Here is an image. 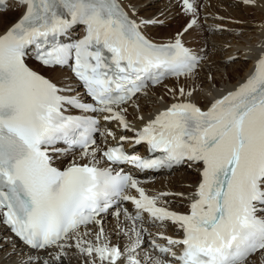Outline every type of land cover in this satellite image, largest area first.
<instances>
[{
	"label": "snow or ice",
	"instance_id": "obj_1",
	"mask_svg": "<svg viewBox=\"0 0 264 264\" xmlns=\"http://www.w3.org/2000/svg\"><path fill=\"white\" fill-rule=\"evenodd\" d=\"M173 6L186 21L157 40L148 30L165 21L125 0H0V23L23 8L0 31V225L11 233L0 251L11 246L13 264H264V45L201 106L197 81L216 46L187 36L232 30L207 24L208 0ZM57 68L70 74L57 81ZM169 78L192 83L165 85L172 102L145 120L141 97ZM177 166L198 174L187 194L141 178Z\"/></svg>",
	"mask_w": 264,
	"mask_h": 264
},
{
	"label": "bare ground",
	"instance_id": "obj_2",
	"mask_svg": "<svg viewBox=\"0 0 264 264\" xmlns=\"http://www.w3.org/2000/svg\"><path fill=\"white\" fill-rule=\"evenodd\" d=\"M131 3L135 4L136 6L141 3V1L138 0H128ZM211 1V4L213 5V2L215 0H208ZM169 3V2H168ZM216 3V2H215ZM214 3V4H215ZM218 6H212V11L214 12V15L216 17H233L237 19H242L244 21L250 20L251 17L249 13H253V17H258V20L255 25H248L249 23L247 22V25H240V24H235L232 22L229 23H223L222 20H219L217 18L214 19V24L215 25H221L223 26H228L232 30V32H224L223 36H219L217 33L216 34H211V39L213 41L218 42L222 41L223 44L220 47L218 45L215 47L217 48V53L213 54L210 59L214 60L213 63L211 64V68L208 69L207 71L203 68V70L200 72V77L199 81H197V84H199L201 81L203 82V89H207L208 91H205V93L200 92L197 95V100L201 103V106H204V103L206 100L211 99L212 97L222 94V92L226 89L232 88L234 85H236L244 76L248 74V72L251 70L253 61L255 57L260 53L261 51V46L264 45V30H262L261 25H264V4L258 7H246L242 4L235 3V0H218L217 1ZM232 4H238L239 8L242 9L243 13L241 11H236L235 9H229L230 7H234ZM141 5V4H140ZM158 6V5H157ZM172 0L169 6V9H167L164 13L166 15V18L169 19L170 16H173L174 12H179V17L174 19V17L171 19L174 21V28L178 27L181 23L184 22V19L186 17L180 13V9H176V11H171L172 8ZM220 6H225V9H228V13L225 14V10H221ZM237 6V7H238ZM139 15L145 18H151L154 17V14H159L161 11H155L153 13L149 12L147 8H145L144 5L137 6ZM166 8V7H165ZM222 8V7H221ZM210 11V12H212ZM20 11H8L6 12L4 18H3V23H0V31L3 30L4 27H6L10 22H13L17 16L19 15ZM216 13H219L216 14ZM177 15V14H176ZM252 17V18H253ZM255 21V19L253 18ZM251 24V23H250ZM239 28H243L246 31H249L248 34L252 35L254 37L248 38V34H243L241 32V37L244 38V41L238 40L237 36L235 33ZM172 29V27H171ZM180 28H177L179 30ZM149 33L154 36V37H168V34L170 31H165V29L161 26H155L151 27L149 30ZM175 31H173L174 33ZM203 32H200L199 35H197L196 32L190 33L187 36V39L189 40L190 37L195 36L196 39L202 37ZM237 39V40H236ZM228 44H231V48H227L226 46ZM237 48H240L242 53L241 54H235L237 53ZM239 55L242 58L237 60L236 63L230 64L228 66H225L224 63H222V60H226L230 56H235ZM243 57H250L248 62H245ZM211 60V61H212ZM225 71L227 73V79L223 80V75ZM51 75L57 80H62L66 75H69V72L66 69H61L57 68L55 72L51 73ZM202 75H204L205 79H202ZM209 75L213 76L215 78V87L216 89L219 90V92H212L211 96H209L210 92V86H209ZM191 81H185V80H175L172 79L170 81H167L165 84L158 86L157 88L153 89L150 93L154 94L155 97H145L140 100V105H141V114L144 116L145 120L147 118H150L152 115H154L158 110L164 108L167 106V104L172 102L171 95L168 93L165 85L167 87H175L177 85H184L185 87H188L191 85ZM204 91V90H203ZM162 95L163 100L159 99V95ZM146 102V104H144ZM135 117V112L132 108H129V119L133 120L135 124H140L141 122L138 120L134 119ZM108 127L114 128L115 126L113 124H108ZM131 133H127V135H130ZM171 177V178H170ZM168 177L167 181L163 180L161 182V187L165 188V186L170 187L172 190L176 192H183V193H188L191 191L192 187L189 185L190 182L195 180L197 178V174L189 170L187 168H181L180 171L177 172L176 175ZM166 181V182H165ZM154 186V185H152ZM160 185H156V187H159ZM110 223H113V221L109 220ZM10 235L3 227H0V237ZM115 242V238H114ZM19 257L12 252L11 246L5 244L3 247V250L0 251V264H8L10 262H14L17 260ZM253 260H257L255 264H260V260L257 257H253Z\"/></svg>",
	"mask_w": 264,
	"mask_h": 264
},
{
	"label": "rangeland",
	"instance_id": "obj_3",
	"mask_svg": "<svg viewBox=\"0 0 264 264\" xmlns=\"http://www.w3.org/2000/svg\"><path fill=\"white\" fill-rule=\"evenodd\" d=\"M138 1H141V5H144V4H146L147 2H148V4H146V6H145V8H147V10L149 11V12H151V13H153V12H155V11H161V10H163L162 12H160V13H163V15H159V14H154V16H158L159 17V19H162V18H165V19H167L166 18V15H164V13H165V11L167 10V9H169V6H170V3H171V0H170V2L168 3H166V1H168V0H138ZM153 1V2H152ZM175 0H172V4L173 3H175L174 2ZM209 3H210V7L209 8H207V10L210 12V11H212V6H218L217 5V0L216 1H214L213 2V5L211 4V1H208ZM216 2V3H215ZM215 3V4H214ZM137 5L138 7L139 6H141V5ZM158 5V6H157ZM234 7L232 8V7H230L229 9H235L236 11H241V13L240 14H242L243 13V11H242V9L241 8H239V6H238V4H232ZM238 6V7H237ZM166 7V8H165ZM222 7V8H221ZM172 8V7H171ZM220 8H221V10L223 9V10H225V14H227L228 13V9H225V6H220ZM15 12H17V11H15ZM212 13H214L213 11H212ZM176 14H178V13H176ZM216 14H218L219 15V13H216ZM251 14V15H250ZM253 13H249V15L251 16V19L249 20H246V23L245 24H247V22L249 23L248 25H255L256 24V22H257V20L256 19H258V17H253V15H252ZM177 16V15H176ZM171 17V16H170ZM169 17V18H170ZM178 17V16H177ZM221 17H224V16H222L221 15ZM255 19V21L253 20V18ZM219 20H221V19H219ZM186 21V20H185ZM184 21V22H185ZM183 22V23H184ZM222 22L223 23H229L228 21H226L225 19L224 20H222ZM183 23H181L178 27H176V28H174L173 26H174V24L173 23H170L169 25H167V26H165V31H170L169 32V34H168V36H170L172 33H173V31H177V28H181V26L183 27ZM235 24H237V23H235ZM245 24H243V25H245ZM164 26V25H163ZM171 27H172V29H171ZM227 29H230V27H228V26H225ZM243 34H248V31H245V30H243ZM226 33V32H225ZM218 34V33H217ZM224 34H220L219 36H223ZM249 35V34H248ZM195 39H196V37L195 36H193ZM252 38V37H254V36H252V35H249L248 36V38ZM237 38H238V40H242V41H244V38L243 37H238L237 36ZM237 40V39H236ZM214 43H215V46H217L218 45V47H220L221 48V46H222V44H223V42L221 41H218V42H215L214 41ZM228 45H230V47H228ZM227 46H226V49L228 48H231V44H228ZM217 49V48H216ZM238 50H240V48H237V53H235V54H241L242 52L241 51H238ZM217 53V52H216ZM212 60V59H211ZM213 61L214 60H212V63H213ZM206 66V68H204L206 71H207V69H208V65H205ZM204 66V67H205ZM222 72H224V75H223V80H226L227 79V73L223 70ZM202 79L204 80L205 79V77H204V75H202ZM204 91H202V93H205V91H208L207 89H203ZM206 94V93H205ZM160 97H159V99L162 97V95L160 94L159 95ZM255 262H257V260H255Z\"/></svg>",
	"mask_w": 264,
	"mask_h": 264
}]
</instances>
